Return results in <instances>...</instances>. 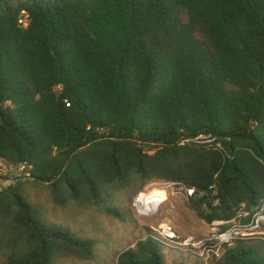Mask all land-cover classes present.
<instances>
[{
	"label": "trees",
	"instance_id": "obj_1",
	"mask_svg": "<svg viewBox=\"0 0 264 264\" xmlns=\"http://www.w3.org/2000/svg\"><path fill=\"white\" fill-rule=\"evenodd\" d=\"M23 163L55 204L112 217L115 193L161 183L194 188L188 207L206 225L253 213L264 0H0V170ZM6 179L4 264L89 258L93 241L46 223ZM160 247L147 237L117 264H165ZM210 264H264V243L237 241Z\"/></svg>",
	"mask_w": 264,
	"mask_h": 264
},
{
	"label": "rangeland",
	"instance_id": "obj_2",
	"mask_svg": "<svg viewBox=\"0 0 264 264\" xmlns=\"http://www.w3.org/2000/svg\"><path fill=\"white\" fill-rule=\"evenodd\" d=\"M196 38L204 42L198 32ZM9 168L1 165L2 176L7 178L2 181V188L9 184L20 183L22 195L46 223L66 229L80 239L93 241V249L89 258L74 255L58 259L56 264H117L121 253L133 248L138 241L153 232V229L160 223L171 225L181 236L202 237L209 230L208 225L197 219L191 212L183 193L174 188L166 190L167 200L160 207L159 204L156 206L152 211L158 209L155 213L143 215L137 212L135 204L139 194L145 190L161 187L164 183L151 184L140 192H136L135 187L134 191L129 189L115 193L113 203L118 209L119 216L112 217L105 212L104 208L93 207L87 200H83L80 206L68 202L57 205L53 202L47 186L13 177L7 173ZM160 254L165 264H204L193 257L165 249L162 246ZM6 255L7 252H0V264H4Z\"/></svg>",
	"mask_w": 264,
	"mask_h": 264
},
{
	"label": "built area",
	"instance_id": "obj_3",
	"mask_svg": "<svg viewBox=\"0 0 264 264\" xmlns=\"http://www.w3.org/2000/svg\"><path fill=\"white\" fill-rule=\"evenodd\" d=\"M2 175V170H0ZM7 173L16 178L29 179L30 167L23 163L17 167H10ZM168 188H174L183 193L186 199L195 194L194 188H187L175 183H164L161 187L145 190L139 194L135 208L139 214L151 215L154 212L146 211V206L139 205L142 196H153L159 203V207L167 200ZM241 206L237 216L228 222H213L208 225V232L202 237L191 235L181 236L174 228L167 223H160L147 237L157 242L165 249L181 253L185 256L193 257L204 264L220 258L227 247L232 246L237 241L242 242H263L264 243V201L253 213L243 210ZM222 227H226L221 231ZM145 237L143 240H145Z\"/></svg>",
	"mask_w": 264,
	"mask_h": 264
},
{
	"label": "bare ground",
	"instance_id": "obj_4",
	"mask_svg": "<svg viewBox=\"0 0 264 264\" xmlns=\"http://www.w3.org/2000/svg\"><path fill=\"white\" fill-rule=\"evenodd\" d=\"M139 204L142 206H146V211H150L152 212L156 206L159 204L158 201L156 199L153 198V196H142L139 199Z\"/></svg>",
	"mask_w": 264,
	"mask_h": 264
}]
</instances>
